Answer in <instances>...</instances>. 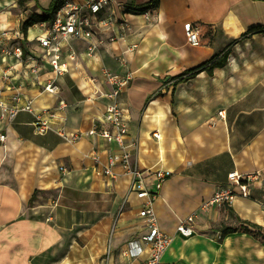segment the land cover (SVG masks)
<instances>
[{
  "label": "crops",
  "instance_id": "1",
  "mask_svg": "<svg viewBox=\"0 0 264 264\" xmlns=\"http://www.w3.org/2000/svg\"><path fill=\"white\" fill-rule=\"evenodd\" d=\"M18 1L0 0V32L23 33L27 17L14 13ZM154 1L114 0L111 10L128 27L98 35L92 55L85 41L69 38L75 56L65 53L68 70L59 77L56 93L42 91L35 76L15 65L12 83L21 84L34 98L35 114L51 109L55 116L43 133L35 128L34 113L20 112L13 122L0 118V133H6L0 142V264L140 262L127 249L145 232L138 214L141 200L130 191L128 175L111 179L93 160L98 151L105 162L117 145L86 134L112 104L104 66L133 76L119 101L126 110L130 138L139 143L141 166L171 171L155 202L162 230L174 238L163 261L264 264V238L259 233L225 231L264 227V55L238 50V58L231 53L228 64L214 68L211 75L204 67L195 70L234 42L238 49L243 41L264 45V0H157L146 16L147 10L141 9ZM43 2L26 0L25 5L42 13L52 0ZM231 16L237 33L226 27ZM188 23L200 31L199 46L187 40ZM32 27L24 33V44L38 53L30 40L40 32H31ZM111 36L118 39L112 41ZM5 67L0 64V88L5 86ZM44 67L43 79L50 65ZM155 101L168 106V118H146ZM63 132H81L82 137L72 141ZM234 171L260 173L250 185L251 195L202 210V203L227 185ZM49 194L55 196L54 206L44 199ZM193 213L196 232L184 237L177 226ZM54 217L57 223L51 222Z\"/></svg>",
  "mask_w": 264,
  "mask_h": 264
},
{
  "label": "built area",
  "instance_id": "2",
  "mask_svg": "<svg viewBox=\"0 0 264 264\" xmlns=\"http://www.w3.org/2000/svg\"><path fill=\"white\" fill-rule=\"evenodd\" d=\"M113 3L114 0H63L51 20L34 24L41 32L30 41L40 49L39 52L37 50L38 53L30 51L29 45L24 44L27 41L24 33L23 35L22 32L14 34H10V31L0 32V64L6 66L1 74L5 84L4 88H0L1 119L13 122L20 112L35 114L34 98L23 92L21 84L12 83L14 78L12 72L17 71L16 64H20L35 76V85L41 87L42 91L56 93L59 89V77L68 70L67 62L64 61L65 53L71 59L75 56L73 47L68 44L69 38L85 41L87 53L92 55L99 46V42L96 41L98 35L116 27H119L120 31L128 27V22L111 10ZM148 14L147 10L145 15ZM185 30L188 42L199 46L201 44L199 29L188 23ZM23 36L24 40L21 42ZM110 39L117 40L118 36H111ZM46 63L50 65V70H47L48 76L43 79L41 73ZM102 74L105 82L112 88L110 93H106L112 104L86 134L99 136L109 144H116L118 148L108 152L105 162L98 151L93 155V160L101 168L102 173L111 179H117L122 173L128 175L131 179L130 191L141 200L138 214L144 221L145 232L138 240L129 242L128 255L134 259L140 258L138 264H170L163 261V256L174 238L162 230L155 202L171 171L144 168L137 159L136 150L139 143L130 138L126 110L119 101L120 95L133 77L132 74H116L105 66L102 68ZM6 90L11 92L7 94ZM60 103L63 104V101ZM220 114L222 115V112ZM35 116V128L37 132L43 133L51 128L50 120L54 118L55 112L44 109ZM62 136L78 141L82 133L74 132L68 136L63 132ZM154 136L160 137L158 132H155ZM5 139L6 133H0V142H4ZM117 168H121L122 172L117 171ZM61 170L67 171L65 167H61ZM259 175V172H231L228 184L218 188L210 199L205 200L201 205L202 210L208 211L213 206L231 203L236 196H250V185ZM196 217L197 214L193 213L181 219L176 231L184 237L192 236L196 232L194 226ZM217 237L221 239L222 233L219 232Z\"/></svg>",
  "mask_w": 264,
  "mask_h": 264
},
{
  "label": "trees",
  "instance_id": "3",
  "mask_svg": "<svg viewBox=\"0 0 264 264\" xmlns=\"http://www.w3.org/2000/svg\"><path fill=\"white\" fill-rule=\"evenodd\" d=\"M158 1H154L153 3L148 4L145 8H142L141 10H147L153 6H155V3ZM60 4V0H52L50 6L48 9L43 10L42 14H34V16L29 17L27 20L24 21L22 24V31L23 33H27V30L29 27L33 26L34 24L40 22V21H48L53 18L55 15V12L57 11ZM232 53L231 48H228L227 51H225L221 56L219 57H213L209 62H206L202 64L201 66L195 68V70L203 68L206 70L210 75L213 74V70L216 67H224L229 62V56ZM253 229H250L246 226H239V227H227L226 232H236V231H243V232H252L257 234L259 233V236L264 238V234L262 231H264V227L260 226L258 224H253Z\"/></svg>",
  "mask_w": 264,
  "mask_h": 264
},
{
  "label": "rangeland",
  "instance_id": "4",
  "mask_svg": "<svg viewBox=\"0 0 264 264\" xmlns=\"http://www.w3.org/2000/svg\"><path fill=\"white\" fill-rule=\"evenodd\" d=\"M25 1L26 0H19L18 1L17 7L14 8V13L16 15L24 14L27 17V19H28L29 17L34 16V14H42L41 12H37V9L35 8L34 5H28V6H26L25 5ZM39 1H40V3L42 5L44 4L43 0H39ZM33 27H34V29H35V31L37 33L41 32V30L39 29V27H36L35 25H33ZM21 34H23V33H21ZM24 36L21 37V42H23ZM231 50H232V54L234 56H236V58H238V50H240V51L241 50H243V51L258 50V51L261 52L262 55H264V45H258V44H253V45L247 44L246 45L244 41L241 43V47L239 49H238V42H234L233 43V46L231 47ZM254 93H258V92H254ZM44 199H46L48 201H51V204L50 205L51 206H54V203L52 201L55 199V196H53L52 194L45 195L44 196ZM31 204H33V202ZM58 208H59V205H57L56 208L54 209V212L55 213H57ZM50 209H52V208H50ZM50 209H48V210H50ZM51 222L57 223L58 222V219L56 217H54L53 221H51Z\"/></svg>",
  "mask_w": 264,
  "mask_h": 264
},
{
  "label": "bare ground",
  "instance_id": "5",
  "mask_svg": "<svg viewBox=\"0 0 264 264\" xmlns=\"http://www.w3.org/2000/svg\"><path fill=\"white\" fill-rule=\"evenodd\" d=\"M235 20L234 18L231 16L226 20V27L230 28L233 30L234 33H237V29L234 30L235 28ZM31 32H35L34 27H32V31ZM170 116L169 113V109L168 106L163 104L162 102H152L147 111H146V118H154V119H166Z\"/></svg>",
  "mask_w": 264,
  "mask_h": 264
}]
</instances>
